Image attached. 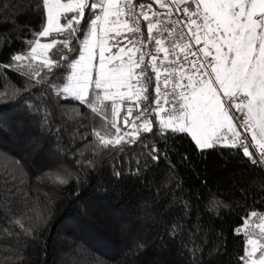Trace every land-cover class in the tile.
<instances>
[{
  "label": "trees",
  "instance_id": "obj_1",
  "mask_svg": "<svg viewBox=\"0 0 264 264\" xmlns=\"http://www.w3.org/2000/svg\"><path fill=\"white\" fill-rule=\"evenodd\" d=\"M35 3L0 0V65L14 63L10 57L24 51L29 30H40ZM40 61L27 69L33 79L47 71ZM0 72L9 86L24 89L26 78L11 69ZM61 75L55 82L64 83ZM44 89L37 85L0 104V190L19 187L17 195L0 198V264H237L244 255L237 228L247 213L264 208V169L229 148L198 150L185 133L167 139L141 133L147 150L139 141L113 148L94 143L91 134L87 141L73 139L75 129L111 139V102L95 101L94 112L61 100L65 112ZM30 105L51 113L48 124ZM127 106L125 101L121 118ZM153 145L159 159L149 155ZM13 218L32 236L10 223Z\"/></svg>",
  "mask_w": 264,
  "mask_h": 264
},
{
  "label": "snow or ice",
  "instance_id": "obj_2",
  "mask_svg": "<svg viewBox=\"0 0 264 264\" xmlns=\"http://www.w3.org/2000/svg\"><path fill=\"white\" fill-rule=\"evenodd\" d=\"M34 7L41 15L40 30H29L24 51L10 57L14 63L0 65L26 78L24 89L9 86L0 72V104L15 102L42 84L65 112L61 100L94 112L95 101L111 102L115 119L106 122L114 131L111 139L95 130L81 134L79 129L71 134L73 139L87 141L91 134L94 143L113 148L139 141L147 150L141 133L155 132L165 139L185 133L191 134L198 150L229 148L264 169V0H36ZM41 38L50 39L42 43ZM38 55L44 56L40 64L47 71L33 79L27 69ZM57 72L63 84L55 82ZM90 90L94 100L89 99ZM28 107L42 112L48 124L51 113ZM75 118L83 119L79 113ZM60 131L56 128L55 134ZM149 155L159 159L161 153L153 145ZM18 193V186L15 191L0 190V198ZM212 204H217L215 198ZM10 223L32 236L20 219ZM255 227L260 238L248 234L249 247L236 258L237 264H264V216ZM172 231L175 236L176 226Z\"/></svg>",
  "mask_w": 264,
  "mask_h": 264
},
{
  "label": "built area",
  "instance_id": "obj_3",
  "mask_svg": "<svg viewBox=\"0 0 264 264\" xmlns=\"http://www.w3.org/2000/svg\"><path fill=\"white\" fill-rule=\"evenodd\" d=\"M153 8L155 10H159L158 6H156V5H153ZM161 91L163 92V88H161ZM252 212H255L256 215L255 216L248 215L237 228V229H243V231H239V232L237 231V232L240 233L242 240H243V243H244V255L246 254V250L249 247L247 245L248 234L255 233V235H252V238L253 239H259L260 238L259 237V229L256 228L255 225L257 223H259L261 220V217L264 216V208L260 209V210H255ZM261 242H264V240H262Z\"/></svg>",
  "mask_w": 264,
  "mask_h": 264
},
{
  "label": "rangeland",
  "instance_id": "obj_4",
  "mask_svg": "<svg viewBox=\"0 0 264 264\" xmlns=\"http://www.w3.org/2000/svg\"><path fill=\"white\" fill-rule=\"evenodd\" d=\"M62 2H67V0H62ZM41 42H42V43H45V42H48V40H46V39H44V38H41ZM109 44H110V42H109ZM113 51H115V49H113ZM37 52L40 53L41 50L38 49ZM106 55H107V53H106ZM37 59H39V60H43V59H44V56H43V55H38V56H37ZM95 76H96V72L93 71V78H94V79H95ZM133 99H135V97H134ZM121 107H122V104H121ZM119 116H120V114H119ZM227 142H228V143H231V141H227Z\"/></svg>",
  "mask_w": 264,
  "mask_h": 264
},
{
  "label": "water",
  "instance_id": "obj_5",
  "mask_svg": "<svg viewBox=\"0 0 264 264\" xmlns=\"http://www.w3.org/2000/svg\"><path fill=\"white\" fill-rule=\"evenodd\" d=\"M163 158H164V156H163Z\"/></svg>",
  "mask_w": 264,
  "mask_h": 264
}]
</instances>
